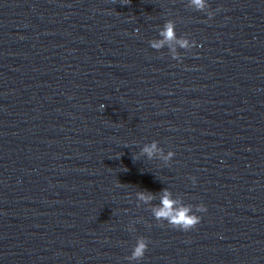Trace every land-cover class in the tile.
<instances>
[{"label": "clouds", "instance_id": "9594fccd", "mask_svg": "<svg viewBox=\"0 0 264 264\" xmlns=\"http://www.w3.org/2000/svg\"><path fill=\"white\" fill-rule=\"evenodd\" d=\"M191 4L195 7L196 10H205L208 8L207 0H191ZM209 17L213 15V13H208ZM160 36L163 37L160 41H153L152 47L154 49H159L164 46L165 43H169L176 40L177 43L180 45L181 48H189L194 45V41L190 42L188 40H177L176 32H175V25L171 21L167 22L163 28V30L160 32ZM173 59H179L176 56H173ZM144 153H146L149 157H152V155L158 151L157 143L153 142L151 145H145L143 150ZM175 155L174 152H169L166 159H172V157ZM193 183H195V178H192ZM165 195L161 199V204L159 207L154 208V216L158 220H165L167 223L172 226L173 228H178L183 231H188L192 228H194L197 224L200 223L201 217L199 215H196L195 212H193V209L184 204H180L177 206V201L170 198V193H168L167 189L164 190ZM139 199L141 200H149L152 198L151 194L145 195L144 192H141L138 194ZM196 212H206L207 209L204 205H198L195 209ZM147 242L146 239L141 237L134 248V250L131 253V259L132 260H139L142 259L145 255V252L147 250Z\"/></svg>", "mask_w": 264, "mask_h": 264}]
</instances>
